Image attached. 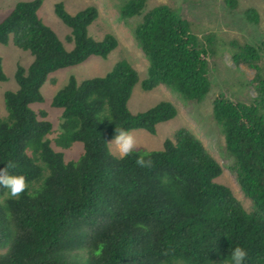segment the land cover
<instances>
[{
  "label": "trees",
  "instance_id": "1",
  "mask_svg": "<svg viewBox=\"0 0 264 264\" xmlns=\"http://www.w3.org/2000/svg\"><path fill=\"white\" fill-rule=\"evenodd\" d=\"M42 4L20 2L0 22V44L13 37L15 46L34 58L28 68L18 65L19 89L5 93L8 115L0 117V168L15 163L11 174L23 175L28 185L16 198L0 187V264H229L235 247L247 250L246 264H264V80L251 104L222 94L214 101V119L250 210L217 181L222 165L188 128L179 129L160 151L124 158L111 153L115 129L156 134L159 124L178 115L171 102L145 112L129 110L140 76L127 60L103 77L78 82L72 76L53 98L63 119L56 146H84L78 161H67L48 139L53 132L48 112L31 105L44 102L42 87L51 74L93 56L108 58L119 41L112 34L101 41L89 36L97 7L71 14L60 2L55 13L71 29L68 51L39 16ZM146 4L124 0L121 18L141 15ZM246 16L259 22L254 8ZM134 35L149 61L146 91L163 85L187 102L204 101L212 87L211 51L176 10L160 5L148 11ZM234 46L237 66L258 68L262 48ZM5 81L0 57V83ZM141 158L151 166L138 165Z\"/></svg>",
  "mask_w": 264,
  "mask_h": 264
},
{
  "label": "rangeland",
  "instance_id": "2",
  "mask_svg": "<svg viewBox=\"0 0 264 264\" xmlns=\"http://www.w3.org/2000/svg\"><path fill=\"white\" fill-rule=\"evenodd\" d=\"M33 0H0V22H2L20 2ZM39 16L44 23L52 28L64 43L68 51L73 44L68 43L71 29L65 25L55 13L57 3H64L71 14H76L88 7L95 6L99 10V18L89 27L88 34L97 41L107 35H114L119 46L108 58L90 57L84 63L59 70L50 75L42 87L43 103L31 105L39 112H48V120L53 124V132L48 136L56 152H61L67 161H78L84 153V146L78 142L69 150L58 148L55 143L61 132L62 110L53 108L51 103L56 94L68 84L74 76L78 82L103 77L113 70L115 65L123 60L129 61L138 71L140 80L134 88L128 108L132 113L145 112L161 102H171L178 109L176 118L161 123L156 134L145 130H134L129 133L136 139V149L133 153L146 154L163 149L166 140L173 139L181 128H188L198 139L204 142L210 153L220 162L223 174L218 182L232 189L245 209L250 210L251 201L247 199L238 183L235 171L232 170L234 158L226 150V140L221 127L214 119V101L219 95L235 102L251 104L258 96L256 87L264 80V0H237L236 8L231 7L226 0H147L141 15L128 20L121 18L120 7L124 0H42ZM160 5H168L185 19L192 33L202 45L209 47V77L211 91L200 104L187 102L166 86H158L146 91L142 83L148 78L149 61L139 47L134 31L143 21V16ZM254 8L260 15L259 22H252L246 16V10ZM209 40V41H208ZM238 46L246 44L262 48L261 59L257 69L247 66H237L232 56ZM0 57L7 81L0 83V117H7L5 103L7 91L19 89L15 75L18 65L28 68L33 62L30 52L15 46L13 37L8 45L0 44ZM112 141V140H111ZM110 141V142H111ZM111 153L120 157L115 145L110 144ZM77 258L78 256L74 254Z\"/></svg>",
  "mask_w": 264,
  "mask_h": 264
},
{
  "label": "clouds",
  "instance_id": "3",
  "mask_svg": "<svg viewBox=\"0 0 264 264\" xmlns=\"http://www.w3.org/2000/svg\"><path fill=\"white\" fill-rule=\"evenodd\" d=\"M105 117L101 116L100 121ZM115 137L110 142L114 144L116 151L121 158L130 156L136 149V139L125 129H115ZM137 164L142 167L151 166V161L143 158L137 160ZM16 167L15 163L8 162L4 168H0V187L5 188L11 197H19L28 187L26 178L23 175H13L11 170ZM248 252L243 247L233 248L230 255L229 264H246Z\"/></svg>",
  "mask_w": 264,
  "mask_h": 264
}]
</instances>
